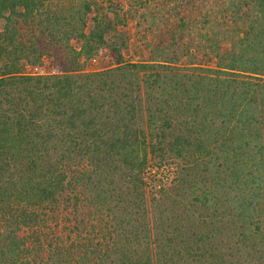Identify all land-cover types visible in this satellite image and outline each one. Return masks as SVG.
Returning <instances> with one entry per match:
<instances>
[{"label": "trees", "instance_id": "1", "mask_svg": "<svg viewBox=\"0 0 264 264\" xmlns=\"http://www.w3.org/2000/svg\"><path fill=\"white\" fill-rule=\"evenodd\" d=\"M0 264H264V0H0Z\"/></svg>", "mask_w": 264, "mask_h": 264}, {"label": "rangeland", "instance_id": "2", "mask_svg": "<svg viewBox=\"0 0 264 264\" xmlns=\"http://www.w3.org/2000/svg\"><path fill=\"white\" fill-rule=\"evenodd\" d=\"M132 29H133V25H130V27L128 28V32L130 33ZM148 56L149 55L147 51L144 50L143 48H137V49L132 48L131 50H129L128 53H124V57L127 58L128 61H132V62L144 61L147 59ZM103 66H104V62L98 59H93L86 64L85 70L89 72L97 71V70H101Z\"/></svg>", "mask_w": 264, "mask_h": 264}]
</instances>
